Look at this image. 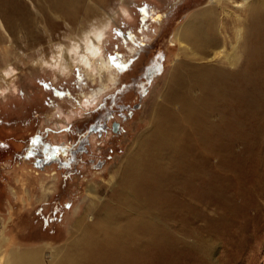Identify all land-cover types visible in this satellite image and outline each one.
Listing matches in <instances>:
<instances>
[{"label":"rangeland","instance_id":"374dc122","mask_svg":"<svg viewBox=\"0 0 264 264\" xmlns=\"http://www.w3.org/2000/svg\"><path fill=\"white\" fill-rule=\"evenodd\" d=\"M12 1L0 0V264H25L13 262L21 251L56 264L78 219L94 223L107 206L121 215L111 230L126 226L123 249L97 247L83 264H264V83L254 101H165L174 71L186 72L175 32L211 0H87L88 16L34 45L12 30ZM98 31L99 70L74 56ZM180 109L205 113L186 122ZM163 110L178 128L170 164L137 177L147 192L136 197L128 154Z\"/></svg>","mask_w":264,"mask_h":264},{"label":"bare ground","instance_id":"6f19581e","mask_svg":"<svg viewBox=\"0 0 264 264\" xmlns=\"http://www.w3.org/2000/svg\"><path fill=\"white\" fill-rule=\"evenodd\" d=\"M87 4V0H13L8 5L13 19L12 30L17 33L16 27L20 25L27 44L34 45L43 41L45 31L53 35L51 33L57 25L62 27L61 22L64 21L73 27L82 15L88 16L90 7ZM160 16L157 18L159 22ZM2 27L0 23V28ZM104 32L91 33L86 39L87 48L77 49L79 46H76L74 56L78 52L84 53L81 57L75 56V59L85 60V63L92 65L101 64L98 70L105 69L107 63L103 62L100 54V42ZM175 38L187 44L181 50L182 56L185 57L182 66L186 72L180 75L177 70L174 71L171 80L176 84L178 82L179 87L177 85L175 90L178 92L175 94L173 90L165 101H187L188 104H195L193 101H203L201 107H206L209 105L207 101H223L222 96L228 92L233 93L235 101L255 100L257 91L253 84L264 83V0H211L210 4L193 14L175 32ZM108 73L110 80L114 82L116 72L110 70ZM256 74L261 77H257ZM196 89H200L201 93L194 94L193 91ZM166 111L163 110L161 115L155 117V124L144 140L142 149L128 154L125 166L128 183L126 185H130L133 192L136 191V197H141V194L147 192L145 188L135 189L137 185L135 182L140 179L137 177L142 176L145 170L155 168L158 163H162L159 165L163 167L170 164V158H166L168 152L165 150L166 142L171 137L169 134L173 135L178 128L174 126L169 128L165 125V121L168 120V117H165ZM191 111V109H180V111L175 110V114L178 113L177 119L187 118V122L191 120L192 115L205 113ZM213 111L211 109L207 113L212 114ZM167 155L169 156V152ZM149 172L146 176L152 178L153 175ZM98 209L100 211L101 208ZM99 211L97 212L99 217L94 223L86 222L84 215L78 219L77 227L81 230V234L79 232V236L76 235L71 240L56 264H83L88 260V256L96 252L97 247L123 249L117 240L120 239L126 226L122 225L117 230H111L114 221L121 218L120 213L111 206L104 208L102 213ZM137 223L136 221L135 224ZM137 237L139 236L131 237L130 241L134 243ZM38 255L31 251H21L15 253L13 262L18 260L25 264H46L57 260L54 254L50 256L46 253L48 256L46 258L44 256L45 259L42 260ZM125 255L130 253L126 252Z\"/></svg>","mask_w":264,"mask_h":264},{"label":"snow or ice","instance_id":"6c2138e0","mask_svg":"<svg viewBox=\"0 0 264 264\" xmlns=\"http://www.w3.org/2000/svg\"><path fill=\"white\" fill-rule=\"evenodd\" d=\"M112 59H113V61L115 62L117 58H116V57H112ZM60 95L63 96L64 93H60ZM33 143H36V141H33ZM49 159H51V157H49Z\"/></svg>","mask_w":264,"mask_h":264},{"label":"flooded vegetation","instance_id":"af4514ba","mask_svg":"<svg viewBox=\"0 0 264 264\" xmlns=\"http://www.w3.org/2000/svg\"><path fill=\"white\" fill-rule=\"evenodd\" d=\"M104 127H105V122H102L100 128L103 129Z\"/></svg>","mask_w":264,"mask_h":264},{"label":"water","instance_id":"95a60500","mask_svg":"<svg viewBox=\"0 0 264 264\" xmlns=\"http://www.w3.org/2000/svg\"><path fill=\"white\" fill-rule=\"evenodd\" d=\"M162 16L164 15V14H161Z\"/></svg>","mask_w":264,"mask_h":264}]
</instances>
